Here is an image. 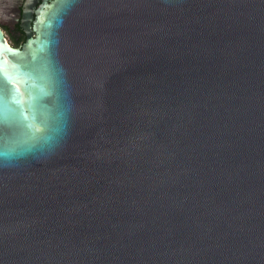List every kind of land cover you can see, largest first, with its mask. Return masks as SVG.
Listing matches in <instances>:
<instances>
[{"label": "water", "instance_id": "95a60500", "mask_svg": "<svg viewBox=\"0 0 264 264\" xmlns=\"http://www.w3.org/2000/svg\"><path fill=\"white\" fill-rule=\"evenodd\" d=\"M0 21V264H264V0Z\"/></svg>", "mask_w": 264, "mask_h": 264}, {"label": "flooded vegetation", "instance_id": "af4514ba", "mask_svg": "<svg viewBox=\"0 0 264 264\" xmlns=\"http://www.w3.org/2000/svg\"><path fill=\"white\" fill-rule=\"evenodd\" d=\"M0 32L4 41L11 47L19 48L22 41V33L12 30L3 21H0Z\"/></svg>", "mask_w": 264, "mask_h": 264}]
</instances>
